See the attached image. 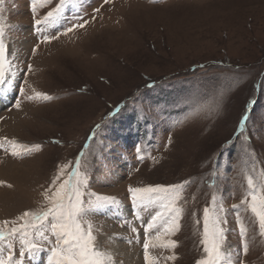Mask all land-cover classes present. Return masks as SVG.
Here are the masks:
<instances>
[{
    "label": "rangeland",
    "instance_id": "rangeland-1",
    "mask_svg": "<svg viewBox=\"0 0 264 264\" xmlns=\"http://www.w3.org/2000/svg\"><path fill=\"white\" fill-rule=\"evenodd\" d=\"M0 28L5 257L11 251L16 264H35L22 235L7 238L27 222L38 264H56L48 222L34 216L71 180L86 205L115 198L83 220L102 264H148L146 255L155 264H198L207 258L205 207L210 218L226 217L220 264H264V235L251 212L252 194L258 209L264 200V0H36L34 11L32 0H0ZM158 184L184 186L143 200L129 193ZM173 207L178 230L146 229ZM25 211L33 216L21 220ZM170 240L174 248L159 246Z\"/></svg>",
    "mask_w": 264,
    "mask_h": 264
},
{
    "label": "snow or ice",
    "instance_id": "snow-or-ice-1",
    "mask_svg": "<svg viewBox=\"0 0 264 264\" xmlns=\"http://www.w3.org/2000/svg\"><path fill=\"white\" fill-rule=\"evenodd\" d=\"M33 11L35 10L36 0H32ZM59 11V9H57ZM53 17V13L49 12L48 16L45 18V21L36 19L34 21L35 30L39 31L45 22H50V18ZM87 23V21H85ZM83 27V24L73 25V27ZM72 28H68L67 31H72ZM3 35V29L0 28V36ZM56 37H45V40L55 39ZM38 47V45H37ZM5 58V46L0 40V85L5 83L4 75L2 72L3 68V59ZM31 66H29L30 68ZM23 92V89H21ZM36 95L43 96L45 99H51L50 96L44 93H36ZM15 107L19 108V102L16 103ZM248 119L247 115L242 117V121ZM99 128V125H97ZM6 139V138H5ZM54 143H59V141H54ZM39 147V146H37ZM12 155H19V153L13 151ZM74 168L79 169V162L77 161ZM77 176V171L71 173V177L75 178ZM59 179V175L54 178L55 180ZM0 183H3L0 181ZM188 183V182H184ZM251 191L254 193L255 187L251 179L248 181ZM65 184L67 185V190H65ZM65 184L60 185V190L55 193V199L50 196L46 198L51 201V207L41 211L40 213L35 214V220L41 222L43 225L45 222H48V231L52 233V240L49 241V251L52 256L57 257L56 264H102L100 260L99 247L96 243V236L92 233V228L90 225L86 226L83 223L84 217L89 215V209L100 208L105 205L112 204L115 202L114 197H99L95 202L89 201L87 205L85 204L83 193H81L78 187L70 181H66ZM184 184L181 185H150L147 188H132L129 187V193L133 201L139 199H144V193L151 192H166L169 189H179L182 188ZM9 187H11L9 185ZM164 199H169L165 196ZM247 199V198H246ZM257 196L255 194L251 195V212L258 218L259 227L261 229V234L264 235V200H262L261 207L258 209L256 206ZM241 205H234L233 208L239 209ZM170 215L168 217H163L161 212H156L151 218V222L146 225V229H156L159 224L166 225L165 231H176L179 228L178 224V212L176 208L169 209ZM33 213L30 211H25L22 213L20 219L24 220L25 217H31ZM3 224H10V221H3ZM196 223H200L196 221ZM226 223V217H216L210 218L209 209L205 207L203 213V224H204V240L202 243L205 245L204 251L207 258L202 259L198 264H220L223 254L221 253V245L226 242V229L221 227L222 224ZM211 225V228H210ZM30 225L25 222L21 223L16 227L10 229L7 238L11 239L16 237L18 234L22 235L25 239L21 241L22 244L27 245V252L29 255H35L36 252L40 250L39 245L32 243L27 240V231L26 229ZM34 230L39 231L37 225H31ZM41 237L48 241L49 238L44 236V233L40 231ZM240 234L246 236V227L243 225L240 229ZM6 235L2 227H0V242L5 241ZM55 246H52V245ZM177 244L176 241L170 240L164 244L159 245L160 247H175ZM150 246V242L144 243V249L147 253V250ZM11 248V245H9ZM243 251H247V244L243 245ZM175 259V257H171ZM148 264H155V261L146 255ZM0 264H16V261L13 258L11 251L8 252V255L5 257L3 251L0 250Z\"/></svg>",
    "mask_w": 264,
    "mask_h": 264
},
{
    "label": "bare ground",
    "instance_id": "bare-ground-1",
    "mask_svg": "<svg viewBox=\"0 0 264 264\" xmlns=\"http://www.w3.org/2000/svg\"><path fill=\"white\" fill-rule=\"evenodd\" d=\"M9 94V93H8ZM11 95V94H10ZM9 96V95H8ZM5 97V96H4ZM3 98V97H2ZM7 98V97H6ZM7 100V99H6ZM1 101V100H0ZM2 102V101H1ZM1 102H0V107H1ZM74 112V111H73ZM72 113V112H71ZM129 217H131V218H133V216H129ZM130 232V231H129ZM140 242V241H139ZM148 251V250H147ZM132 260V259H131ZM136 261V260H135ZM139 263V262H138Z\"/></svg>",
    "mask_w": 264,
    "mask_h": 264
}]
</instances>
